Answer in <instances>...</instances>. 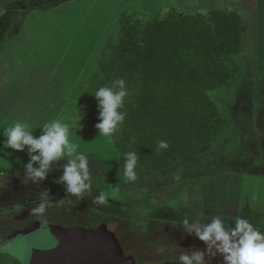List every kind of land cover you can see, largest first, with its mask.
Instances as JSON below:
<instances>
[{
	"label": "rangeland",
	"instance_id": "1",
	"mask_svg": "<svg viewBox=\"0 0 264 264\" xmlns=\"http://www.w3.org/2000/svg\"><path fill=\"white\" fill-rule=\"evenodd\" d=\"M5 1L3 9L0 1V16L11 0ZM232 6V1L223 0H73L46 10L17 13L0 52V147L6 140L4 128L12 121L36 126L33 135L37 137L45 122L55 118L72 122L105 43L119 37L123 12L147 18L173 12L203 13L213 32L232 37L240 50L220 59L234 81L210 92L225 119L222 130L199 155L178 157L158 174L127 181L120 171L114 139L98 137L95 126L87 129L83 124L72 136L89 154L92 170V189L83 199L67 193L60 182L63 167L53 168L57 162L46 179L32 182L23 169L30 162L27 146L23 151H0V159L8 166L0 165V172L5 173L0 176V201L10 196L11 206L16 205L0 210V239L26 229L33 220H42L46 226L40 216L52 214L61 221L80 215L88 224L116 217L118 222L110 228L113 233L119 238L121 233H130L145 244L148 256L140 264H181V254L197 251L205 253L207 264H224L215 247L210 252L194 231L187 234L183 221L202 228L219 216L230 230L237 217L229 220L224 206L230 202L233 214L232 204L238 197L239 217L264 230V51L260 56L256 37L262 46L264 33L253 32L252 16H242L247 12L244 9L225 11ZM44 192L52 203L44 214H33L38 204L29 202L40 201ZM101 192L105 202H95ZM53 245L44 229L0 240V264H28L34 251H46Z\"/></svg>",
	"mask_w": 264,
	"mask_h": 264
},
{
	"label": "trees",
	"instance_id": "2",
	"mask_svg": "<svg viewBox=\"0 0 264 264\" xmlns=\"http://www.w3.org/2000/svg\"><path fill=\"white\" fill-rule=\"evenodd\" d=\"M70 1H9L0 16V52L17 13ZM119 24V37L105 43L77 111L84 108L81 124L94 127L100 122L99 102L92 92L116 79L126 81L129 95L122 111L127 116L114 142L121 174L124 154L135 151L141 179L158 174L178 157L199 155L202 147L216 139L225 119L210 92L234 81L220 59L240 49L232 37L217 36L202 13L173 12L147 18L123 12ZM161 140L168 142L167 149H159ZM64 165L60 160L53 168Z\"/></svg>",
	"mask_w": 264,
	"mask_h": 264
},
{
	"label": "clouds",
	"instance_id": "3",
	"mask_svg": "<svg viewBox=\"0 0 264 264\" xmlns=\"http://www.w3.org/2000/svg\"><path fill=\"white\" fill-rule=\"evenodd\" d=\"M92 94L99 102L100 122L95 125L98 137L114 139L127 116V113L122 111L129 95L126 81L123 78L116 79L110 86L99 87ZM83 115L78 108L77 115L71 123H66L60 118L45 122L40 125L43 132L39 137L33 135L36 126L31 123L12 121L4 128L6 140L0 151L4 148L23 151L27 146L30 162L26 164L25 172L32 182L46 179L53 163L67 158L68 162L63 166L60 182L66 186L67 193L83 199L93 185V176L89 170V154L72 139L74 130L78 132L83 127L80 123ZM158 147L167 149L169 144L161 140ZM124 155L123 176L127 181L134 182L138 178L136 171L138 155L135 151L126 152ZM0 165L8 167L3 164L2 159ZM4 175V172H0V176ZM105 199V194L101 192L95 197V202L104 203ZM51 203L47 193H41L40 203L31 211L33 214H44ZM183 224L190 233L194 231L198 239L208 244L210 252L215 247L216 251L223 255L224 264H264V230L243 217L238 216L230 230L226 227L225 220L219 216L212 218L211 222L202 228L196 223L189 224L187 220H184ZM179 260L181 264H207L203 251L193 252L191 255L181 254Z\"/></svg>",
	"mask_w": 264,
	"mask_h": 264
},
{
	"label": "water",
	"instance_id": "4",
	"mask_svg": "<svg viewBox=\"0 0 264 264\" xmlns=\"http://www.w3.org/2000/svg\"><path fill=\"white\" fill-rule=\"evenodd\" d=\"M40 228L41 223L34 221L26 229L5 237L4 241L30 235ZM48 230L57 244L46 251H34L28 264H137L133 256L125 255L116 234L107 225L90 230L49 225Z\"/></svg>",
	"mask_w": 264,
	"mask_h": 264
},
{
	"label": "flooded vegetation",
	"instance_id": "5",
	"mask_svg": "<svg viewBox=\"0 0 264 264\" xmlns=\"http://www.w3.org/2000/svg\"><path fill=\"white\" fill-rule=\"evenodd\" d=\"M7 174V173H6ZM10 196L8 198V200L6 201H0V210L2 209H14L16 205L14 206H11L13 205L10 201ZM32 203H35V204H39L40 201H36V202H29V204H32ZM19 204H25V203H19ZM49 215V214H48ZM79 217L77 218H74V217H71V218H66V220H55L53 219L52 217V214L49 215V218L46 217V216H40L41 218H43L46 222H47V225L44 226L43 224V221L40 220L39 222L41 223V228L40 229H44L48 232L51 240L53 241V246H55L57 244V241L51 237L50 233H49V230H48V226L49 225H60L66 229H73V228H85V229H96L98 228L100 225H107L108 229L112 232V230L110 229L113 225L112 223L114 224V222H118L117 221V218L116 217H110V218H101L99 223L97 224H88V222L84 221L85 219L82 218L80 215H78ZM35 220H33L34 222ZM33 222H31L28 226H30ZM27 226V227H28ZM39 229V230H40ZM120 232V231H119ZM121 233V232H120ZM122 234V238H119V236H117V238L119 239L122 247H123V250H124V253L126 256H133L136 261H137V264H140V260L141 262H144V259H143V256L146 254V250L144 248L145 244H142V242H138L136 239H133V236L130 234V233H126V234ZM189 235H192L191 233H187ZM4 238L5 237H2L0 240L4 241ZM165 241L167 240H164V241H159L158 243H165ZM130 249L129 251H131V253H126L125 250ZM145 256H148V254H146Z\"/></svg>",
	"mask_w": 264,
	"mask_h": 264
},
{
	"label": "crops",
	"instance_id": "6",
	"mask_svg": "<svg viewBox=\"0 0 264 264\" xmlns=\"http://www.w3.org/2000/svg\"><path fill=\"white\" fill-rule=\"evenodd\" d=\"M0 1L4 2L3 3V7H2V9H3L5 7V4H6L5 2L6 1L5 0H0ZM223 1H226V2H229V1L231 2L232 1L233 2V6L231 8L232 10H229L228 8L225 7L226 8L225 11H227V13H229V12H234L235 13L236 11H234V10L240 11V10L244 9L247 12L246 13L242 12V16L243 15L252 16L253 32H255L256 34H258L259 32H260V34H261V32L264 33V0H223ZM240 4L241 5L244 4V5L241 6ZM240 6L243 7V8H241ZM0 8H1V6H0ZM223 13H226V12H223ZM237 14H238V16L240 15L238 12H237ZM256 37H257V41H258L257 51H259V55L261 56L263 51H264V45L261 46V43L259 42V39H258L257 35H256ZM238 201H239V197H238L237 202L236 203L234 202L232 204L234 206L233 208L235 209V212H232L233 214H230V212H229L230 202H228V204L226 206H224V208H225V210H224L225 213L224 214H225L226 217L229 218V220H230V218L233 219V218H236V217L240 216V212H238L239 208H240V205H237V203L239 204Z\"/></svg>",
	"mask_w": 264,
	"mask_h": 264
}]
</instances>
